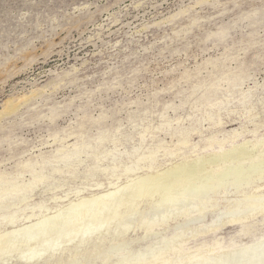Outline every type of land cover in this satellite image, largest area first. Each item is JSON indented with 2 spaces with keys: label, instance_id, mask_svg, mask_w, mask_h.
Returning <instances> with one entry per match:
<instances>
[{
  "label": "rangeland",
  "instance_id": "rangeland-1",
  "mask_svg": "<svg viewBox=\"0 0 264 264\" xmlns=\"http://www.w3.org/2000/svg\"><path fill=\"white\" fill-rule=\"evenodd\" d=\"M250 247L264 0H0V264H246Z\"/></svg>",
  "mask_w": 264,
  "mask_h": 264
},
{
  "label": "bare ground",
  "instance_id": "bare-ground-1",
  "mask_svg": "<svg viewBox=\"0 0 264 264\" xmlns=\"http://www.w3.org/2000/svg\"><path fill=\"white\" fill-rule=\"evenodd\" d=\"M238 147V146H237ZM240 148V147H239ZM231 150H233V149H231ZM239 150V149H238ZM233 151H237V150H233ZM230 154V153H229ZM219 156H221V155H219ZM218 156V157H219ZM214 158V157H213ZM218 159V158H217ZM213 161H215V160H213ZM213 163V162H212ZM211 163V164H212ZM177 167V166H176ZM166 173V172H165ZM128 189V188H127ZM131 189V188H130ZM123 190V189H122ZM127 191V190H126ZM114 192V191H113ZM121 193V192H120ZM119 193V194H120ZM111 195V193H106V194H104L103 196H101V197H108V196H110ZM121 195V194H120ZM82 204V203H81ZM73 205V204H72ZM77 206V205H76ZM104 207V206H103ZM258 208V207H257ZM258 248H260V247H257V248H254V247H250V248H246L245 250H253V253H254V256L252 257V258H249V259H246V261H245V263L246 264H264V250H261V251H259V252H257V250H258ZM257 249V250H256ZM263 249V248H262ZM242 251V250H241ZM244 252V251H243Z\"/></svg>",
  "mask_w": 264,
  "mask_h": 264
}]
</instances>
